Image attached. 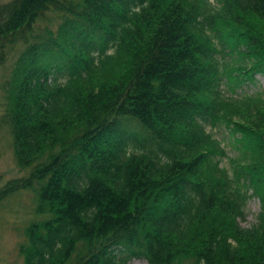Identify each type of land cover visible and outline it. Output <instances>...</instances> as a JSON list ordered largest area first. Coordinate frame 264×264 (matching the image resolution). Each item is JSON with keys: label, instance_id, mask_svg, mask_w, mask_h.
I'll return each instance as SVG.
<instances>
[{"label": "trees", "instance_id": "16d2710c", "mask_svg": "<svg viewBox=\"0 0 264 264\" xmlns=\"http://www.w3.org/2000/svg\"><path fill=\"white\" fill-rule=\"evenodd\" d=\"M51 11L70 17L37 35ZM31 38L4 116L29 173L0 191L1 202L40 185L38 210L53 215L28 231L25 264H66L82 241L81 264H177L188 252L202 253L196 264L221 254L226 264H264V99L234 94L264 77V0L2 5L0 65L13 42ZM237 107L250 123L228 118ZM219 125L248 148L232 174L208 131ZM248 188L261 202L249 260L235 231L217 224L224 211L245 218Z\"/></svg>", "mask_w": 264, "mask_h": 264}, {"label": "rangeland", "instance_id": "374dc122", "mask_svg": "<svg viewBox=\"0 0 264 264\" xmlns=\"http://www.w3.org/2000/svg\"><path fill=\"white\" fill-rule=\"evenodd\" d=\"M11 1L13 0H0V7ZM69 17L70 14L68 13H58L56 11L49 12L46 18L40 22V25L38 24L36 26V34L46 36L47 32L57 33L66 22V18ZM34 42L37 41L33 38H31L30 41L20 40L13 42L7 52L5 61L0 65V191L5 188L10 181L25 177L29 173L28 169L23 170L17 165L14 155L13 131L4 116L9 104V89L12 86L13 77L18 68L19 60L28 47L31 46L30 44ZM236 92L237 94H242V96L250 95L260 98L262 101L264 99V77L257 75L254 82H245L244 85H241L237 90L235 89L234 94H236ZM245 112L248 113L243 107H237V109L231 110V113L228 114V118L234 122L240 124L243 122L247 125L254 116L246 114ZM208 131H210L213 136L220 141L222 147L225 148L227 155L224 158L218 159L221 160L222 167L228 169L232 174L234 170L232 161L234 162L237 159H241L243 152H246L248 148L241 145L238 141L239 136L233 132L232 128L225 125H219L213 128L208 127ZM107 172L106 170V173ZM120 172L121 170L118 171V173ZM127 175L130 181L135 185L137 183V175L135 176L132 173H127ZM248 179H253V177L249 176ZM44 185L45 183L43 187ZM243 188H246V186H243ZM248 190L250 189L248 188ZM42 192V187L35 184L30 188L10 194L0 202V264H25L26 257L23 248H29L31 246L28 231L32 229L31 227L37 224L42 225L44 222L53 218L52 213L38 210V207L42 203ZM249 195L250 198L247 202L245 218L243 220L235 219L231 213L226 216L227 214L224 211L223 214L219 216V221L217 223L219 224L221 222L224 225V229L229 233L231 230L235 231L236 238L240 243L245 245V247L247 246V260L250 259L252 238L247 237L246 233L256 224L258 214L261 211L260 199L254 195L251 190L249 191ZM225 221L227 222L226 224ZM197 229L200 233L201 227ZM228 232H226V234H229ZM140 233L143 234L141 231ZM223 235L224 233H221L219 238ZM86 247L87 245L84 241L78 243L75 246V251L71 254L66 264H81L80 259L81 256L84 255ZM201 254L202 253L198 254L195 252L185 253L179 257L177 264H196ZM125 258L128 260L126 264H149L145 258H136L134 256ZM215 259L216 262L213 261V264H226L223 254L215 256ZM255 261L256 260L253 259L252 256V260L246 264H258Z\"/></svg>", "mask_w": 264, "mask_h": 264}]
</instances>
